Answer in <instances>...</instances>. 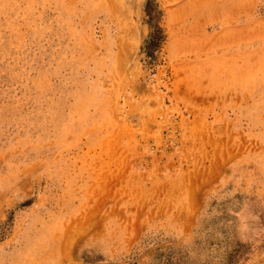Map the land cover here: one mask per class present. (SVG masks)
I'll list each match as a JSON object with an SVG mask.
<instances>
[{"label":"rangeland","instance_id":"rangeland-1","mask_svg":"<svg viewBox=\"0 0 264 264\" xmlns=\"http://www.w3.org/2000/svg\"><path fill=\"white\" fill-rule=\"evenodd\" d=\"M0 264H264V0H0Z\"/></svg>","mask_w":264,"mask_h":264},{"label":"trees","instance_id":"trees-1","mask_svg":"<svg viewBox=\"0 0 264 264\" xmlns=\"http://www.w3.org/2000/svg\"><path fill=\"white\" fill-rule=\"evenodd\" d=\"M162 34L159 28H156L155 31H152V34L149 38V43L151 46H156L158 42L161 40Z\"/></svg>","mask_w":264,"mask_h":264}]
</instances>
